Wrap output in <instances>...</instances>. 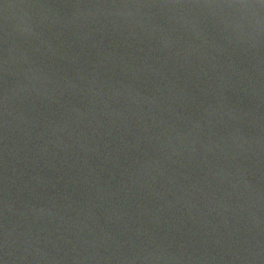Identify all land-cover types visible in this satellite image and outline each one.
I'll list each match as a JSON object with an SVG mask.
<instances>
[{"label": "water", "instance_id": "water-1", "mask_svg": "<svg viewBox=\"0 0 264 264\" xmlns=\"http://www.w3.org/2000/svg\"><path fill=\"white\" fill-rule=\"evenodd\" d=\"M0 264H264V0H0Z\"/></svg>", "mask_w": 264, "mask_h": 264}]
</instances>
